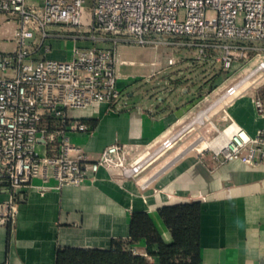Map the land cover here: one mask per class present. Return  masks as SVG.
<instances>
[{
	"label": "built area",
	"instance_id": "1",
	"mask_svg": "<svg viewBox=\"0 0 264 264\" xmlns=\"http://www.w3.org/2000/svg\"><path fill=\"white\" fill-rule=\"evenodd\" d=\"M5 24L15 25V48L0 53V183L10 193L9 200L0 202V226L15 223L19 191L33 187L35 179L42 181L37 187L42 196L52 189L79 187L90 173L95 176L103 169L119 180L137 181L154 156L174 147L176 138L170 136L155 151L151 146L134 158L125 145L115 143L92 161L72 142V133L89 128L72 120L70 111L128 105L117 68L120 45L190 50L194 61L220 64L227 76L236 72V65L244 67L247 74L225 92L230 101L243 96L247 85L264 86V48L257 45L264 43V0H0V28ZM66 32L75 42L108 41L113 47L75 45L70 60L47 57L51 42L65 38ZM168 65L174 67L177 60L170 57ZM254 104L263 115L261 97ZM224 112L229 126L239 130L234 148L205 147L197 153L257 166L264 160V130L253 138L233 122L226 108Z\"/></svg>",
	"mask_w": 264,
	"mask_h": 264
},
{
	"label": "crops",
	"instance_id": "2",
	"mask_svg": "<svg viewBox=\"0 0 264 264\" xmlns=\"http://www.w3.org/2000/svg\"><path fill=\"white\" fill-rule=\"evenodd\" d=\"M68 35L51 42L47 57L70 60L75 45L113 47L108 41L75 42ZM0 45V53L10 52L5 43ZM132 46L120 45L117 56L119 82L128 105L98 104L69 112L72 120H81L89 128L86 133H72L71 140L92 161L115 143L125 145L134 158L142 156L167 138L196 102L195 86L186 83L189 61L180 58L170 67L158 53L150 63H137ZM160 54L162 62L156 69L153 64ZM256 97L264 104V86H247L243 96L226 106L233 122L253 138L264 130V114L257 112ZM221 119L216 118L218 124L228 127L230 121ZM184 152L160 172L138 181L119 180L103 169L95 176L90 173L79 187L52 189L42 196L37 189L42 181L35 179L33 187L19 191L15 223L0 226V264H55L59 249L110 250L113 241L129 240L131 220L137 213L148 214L163 241L170 244L172 236L159 211L189 203L201 205L202 264H264V160L255 166L242 160L218 161L212 153ZM9 198L7 185L0 183V202ZM135 251L146 256V244L136 245Z\"/></svg>",
	"mask_w": 264,
	"mask_h": 264
},
{
	"label": "rangeland",
	"instance_id": "3",
	"mask_svg": "<svg viewBox=\"0 0 264 264\" xmlns=\"http://www.w3.org/2000/svg\"><path fill=\"white\" fill-rule=\"evenodd\" d=\"M14 28V24H6L0 28V42L1 44L5 43L6 49L10 52L15 48V43L11 37V31ZM257 45L264 48V43ZM2 47L3 46L0 45V49H2ZM132 47L135 49L133 58L137 63H150L156 59L158 53H161L164 56L165 64H167L170 57H174L176 60L181 58L180 60L185 59L189 61V80L186 83H190L191 86H195L193 100L196 101L194 106L190 109V112L186 113L184 118H182L179 124L172 130V133L168 135V137L175 136L176 141L174 143V147L167 152H162L154 156L150 163L147 164V167L143 170L139 178H136L138 181L144 179V175L146 176L149 173L155 174L160 172L200 137L203 142L200 144L199 150H195V152L197 153V151L204 150L205 147L208 148L206 142H211L213 139L217 138L227 127L218 124L216 118L220 117L221 119L226 117V120H229L224 110L230 99L225 98L219 105L212 108V110L209 111L207 118L204 119V124L191 123L192 119L197 118L200 112L205 111L211 106V104L222 98L228 87L233 85L247 73L245 72L244 67L239 68V65H236V72L233 75H220V72H222L220 64L210 65L198 63L194 61V53L190 50H178L171 47H159L158 49H154L151 47H141L136 45ZM252 67L253 66H250L249 68ZM201 115L205 116L206 112ZM162 142L163 140L157 142L152 146V148H150V150L155 151L160 147Z\"/></svg>",
	"mask_w": 264,
	"mask_h": 264
},
{
	"label": "trees",
	"instance_id": "4",
	"mask_svg": "<svg viewBox=\"0 0 264 264\" xmlns=\"http://www.w3.org/2000/svg\"><path fill=\"white\" fill-rule=\"evenodd\" d=\"M220 75L227 76L222 69ZM199 203L164 207L159 215L172 236V242L163 241L153 220L146 213H137L131 220L128 241L115 240L110 250L59 249L55 264H202L200 248ZM144 242L147 255L133 252ZM149 258H154L151 263Z\"/></svg>",
	"mask_w": 264,
	"mask_h": 264
},
{
	"label": "bare ground",
	"instance_id": "5",
	"mask_svg": "<svg viewBox=\"0 0 264 264\" xmlns=\"http://www.w3.org/2000/svg\"><path fill=\"white\" fill-rule=\"evenodd\" d=\"M245 80H246V78L244 79V81ZM224 99H225V95H223L222 98L218 99L216 102L211 104V106L208 109H206L203 112H200L198 114L197 118H195L192 123L204 124V119L207 118L209 111L212 110V108H214L215 106L219 105ZM204 112H206V115L203 117V120L200 121L199 118L201 117V114H203ZM238 133H239V130L236 126H228L222 133H220V135L217 138H215V140L213 139L211 142L210 141L206 142L207 147H208V149H211L213 151H216L214 149H217V151H222V150H226V149H233L234 148L233 140L238 135ZM202 142H203V140L200 137L195 143L190 145L188 147L189 149L187 148V150H185V152L182 155L192 153L195 150H199L200 144ZM195 144L196 145L198 144V146L193 147ZM191 147H193V148H191ZM212 148H214V149H212Z\"/></svg>",
	"mask_w": 264,
	"mask_h": 264
},
{
	"label": "water",
	"instance_id": "6",
	"mask_svg": "<svg viewBox=\"0 0 264 264\" xmlns=\"http://www.w3.org/2000/svg\"><path fill=\"white\" fill-rule=\"evenodd\" d=\"M32 42H33V39H30V40H27V41H26L27 44H30V43H32Z\"/></svg>",
	"mask_w": 264,
	"mask_h": 264
}]
</instances>
